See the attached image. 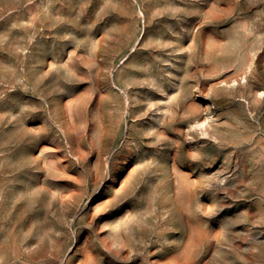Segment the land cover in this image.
Returning a JSON list of instances; mask_svg holds the SVG:
<instances>
[{
    "label": "rangeland",
    "instance_id": "374dc122",
    "mask_svg": "<svg viewBox=\"0 0 264 264\" xmlns=\"http://www.w3.org/2000/svg\"><path fill=\"white\" fill-rule=\"evenodd\" d=\"M0 264H264V0H0Z\"/></svg>",
    "mask_w": 264,
    "mask_h": 264
}]
</instances>
